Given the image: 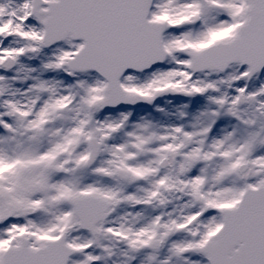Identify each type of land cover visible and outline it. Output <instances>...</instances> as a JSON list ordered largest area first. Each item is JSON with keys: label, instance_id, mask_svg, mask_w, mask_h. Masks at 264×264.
Segmentation results:
<instances>
[{"label": "snow or ice", "instance_id": "6c2138e0", "mask_svg": "<svg viewBox=\"0 0 264 264\" xmlns=\"http://www.w3.org/2000/svg\"><path fill=\"white\" fill-rule=\"evenodd\" d=\"M0 264H264V0H0Z\"/></svg>", "mask_w": 264, "mask_h": 264}]
</instances>
